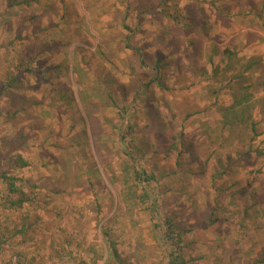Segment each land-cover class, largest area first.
<instances>
[{
  "label": "rangeland",
  "instance_id": "374dc122",
  "mask_svg": "<svg viewBox=\"0 0 264 264\" xmlns=\"http://www.w3.org/2000/svg\"><path fill=\"white\" fill-rule=\"evenodd\" d=\"M253 2L255 7L249 0H0V170L7 171L9 157L20 154L27 165L8 174L28 196L20 208L0 210V264H106L109 240L128 264H168L169 242L155 225L166 214L180 231L190 229L181 243L186 264H264V225L257 229L259 221L252 218L251 231L237 227L238 210L224 200L226 205L211 203L205 195V189L221 188L229 179L184 180L178 152L166 153L184 141L188 146L177 147L180 161L193 160L191 166L205 161L206 171L247 165L250 190L264 193V110H255L259 135L254 140L241 146L234 137L224 144L229 133L220 127L209 92L216 84L210 76L220 59L217 50L230 45L240 55L264 58V5ZM154 55L178 63L184 74L178 77L171 67L167 90L153 84L152 95L144 93L132 103L137 117L130 119L138 135L147 120L167 126L145 129L158 150L142 162L151 174L146 188L157 204L154 212L152 200L138 201L131 221L120 214L118 151L114 145L97 148L84 100L106 109L116 123L121 107H103V75L113 71L128 84V64L141 70V60L148 63ZM17 65L27 71L17 74L18 89L5 95L3 87ZM190 67L206 74L191 73ZM59 85L68 89L66 111L55 108L59 102L47 91ZM31 96L46 97V103L33 109L26 104L25 111L16 112ZM225 98L221 94L219 100ZM239 153L246 155L239 160ZM7 195L0 179V208ZM212 218L217 223L203 231ZM229 229H236L232 239L225 235ZM220 232L225 236L217 240Z\"/></svg>",
  "mask_w": 264,
  "mask_h": 264
},
{
  "label": "trees",
  "instance_id": "16d2710c",
  "mask_svg": "<svg viewBox=\"0 0 264 264\" xmlns=\"http://www.w3.org/2000/svg\"><path fill=\"white\" fill-rule=\"evenodd\" d=\"M132 31L134 32L135 30ZM263 39L264 38H262V40ZM188 44L194 46L195 41L190 40ZM217 53L220 54V59L213 64L212 74L210 76V79L214 81V84L216 82V84L210 86L209 92L211 97L214 98L213 101H215L217 110L220 114V127L229 133V135L224 136V144H228V142H230L228 140L235 137L239 141V144L244 146L259 135L257 131L259 122L255 119L254 114L257 108H259L261 114V110H264V58L260 54H252L250 56L240 55L238 50L230 45L223 47L220 51L217 50ZM195 55L196 53L193 51L192 56L195 57ZM209 60H211V58H209ZM110 64L114 66V62ZM192 64H194L193 61ZM19 65L16 66V74L8 76L7 84H5L6 86L3 85L5 86L3 87V91L6 92L5 95L9 96L14 91V88L18 89L17 74L27 71L26 68H21ZM147 66H151V68ZM139 67L141 70H138L133 63L128 64L129 71L127 73L130 77L128 84L122 83L114 77L113 71L106 72L102 77V89L104 93L102 101L105 104L103 107H121L118 117L116 118V123H114V119L106 113V109L99 110L98 106L90 104L89 102L86 103L87 100H84L86 96H82L84 104L86 105L87 116L90 120L89 128L92 133V138L94 141L96 140L97 143H100L99 146L96 145L97 148L103 150L104 145H107L109 148H111V145H114L118 151V156L120 158L118 162V171L122 187L119 206L121 207L120 214L131 221H133V207L138 201L145 202L148 199L152 200V211L154 212L157 204L155 198H150L151 194L146 188L150 184L151 174L148 173L146 167H142V162L148 161L149 158L146 157V155L149 151L152 154H157L158 150L156 146L150 142L145 129L148 130L150 127H153L155 131H163L167 126V123L163 122V120L160 123L157 120H155V122L147 120L143 126L144 129H142V132L138 135L130 119L132 116H134V118L137 117L135 116V109L131 110L133 107L132 103L138 98L141 99L144 93L152 95V92H149V90L153 84L167 90L166 73L171 67L172 70L179 71L178 77L184 74L182 71L183 69L178 63H173L171 60L167 61L165 56L157 57L154 55L148 63H146L145 60H141ZM189 70L191 73H196L198 71L200 74H206V70L204 69L202 71L200 67H190ZM66 90L68 89L65 85H59L56 88H49L47 90L48 94L51 92L53 95L52 97L59 102L55 108L62 106L64 111L67 110L66 103L69 101H66L64 96ZM258 93H262V95L259 97ZM221 94L225 95L226 98L220 101L219 97ZM107 101L110 102L109 105L105 103ZM123 101L125 102L123 103ZM43 103H46V97L42 100H37L34 96H31L29 99L22 100L21 103L18 104L16 112L25 111L26 104H28L29 108L33 109L36 105H41ZM121 103L122 105H120ZM74 124L75 122L72 124L71 128L74 127ZM219 133V137H222L221 132ZM81 134L83 133L80 132L79 136H81ZM76 135L78 136V134ZM174 139L176 141L177 137ZM179 145L188 146L184 141H176L168 146L166 153L178 152L176 164L178 168L180 167V171H182L181 175L185 177L183 179L204 175L205 170L202 166L203 162L200 163L199 161L198 167L193 168V166H191L193 160L191 163L187 159H185V161H180V152L177 149ZM244 153H239L237 158L239 160L240 158H244L246 155ZM195 158L197 157L195 156ZM230 158V154H227L226 159L230 160ZM8 160L10 165L7 171L5 169L0 170V179L5 183L8 191V195L6 199L3 200L4 202L0 208V210L4 211L17 207L20 208L28 200L27 193L23 190L22 184L18 185L16 183L17 177L8 174L10 169L16 170L17 168H21L27 165V162L20 154L11 155ZM217 167V170H215L212 175V179L217 176H220V178L223 177V175L227 173L229 165L222 169H220L219 166ZM223 185V187L217 189L219 193L227 190V184L223 182ZM243 192H246V197L249 198L250 204L246 198V204L244 203L243 205V217H240L237 221V227H241L243 225V219L246 220L250 211L257 207L258 203L256 200L260 197L257 191H251L249 186L242 188L238 193L243 194ZM261 197H264V193L261 194ZM238 212L240 213V209ZM217 219L218 218H212L208 224L204 226L203 231L208 230L212 225L217 223ZM155 225L164 230L163 233L169 242L170 248L167 249V253L170 259L168 264H186L183 255L184 246L181 245V243L183 241V233L189 232L190 229L186 228V230L180 231L179 226H177L178 224H175L173 218L168 214H166L165 218L161 219V222ZM225 235H229L228 237H231V239L233 237L231 230H228ZM106 236H110L109 231L106 232ZM91 251L95 253L94 248ZM262 254H264V250H262ZM223 257L224 256L221 257V261ZM258 261H263V259ZM106 264H128L118 253L114 242L110 240Z\"/></svg>",
  "mask_w": 264,
  "mask_h": 264
},
{
  "label": "crops",
  "instance_id": "0c3cea01",
  "mask_svg": "<svg viewBox=\"0 0 264 264\" xmlns=\"http://www.w3.org/2000/svg\"><path fill=\"white\" fill-rule=\"evenodd\" d=\"M261 2H262V5H264V0H261ZM249 6H254L255 7V4H254V2H253V0H249ZM256 10H258V8H256ZM263 10V8L262 7H260L259 8V11H262ZM248 12H251V8L248 10ZM260 13V12H259ZM262 15H264V10H263V14ZM249 31H251V30H247V33L248 34H250L249 33ZM251 35V34H250ZM260 36H261V34H260ZM259 36V37H260ZM258 42H260V41H258ZM263 42V41H262ZM262 42H260V47H262ZM207 164L203 161V168H204V170H205V166H206ZM198 167V165L197 164H195L194 166H193V168H197ZM213 167L214 166H212L211 168H210V170H207L206 169V171H204L205 173H204V175L203 176H205V178L207 179V181H208V184L209 183H213L212 181H214L215 179H212L213 178V173H214V171L218 168V167H216V169H214L213 170ZM226 167V166H225ZM231 167V168H230ZM242 167V168H241ZM229 168L231 169V172L230 173H228V171H227V173L226 174H224L223 175V177L224 178H227V179H229V181L227 182V185L226 186H228V188H227V190L225 191V192H227V195L225 196V197H221V196H219L221 193H219V191L217 190L218 188L217 187H214V189L213 190H211V189H209L208 188V190H206L205 188V191H207L206 193H205V195H207L208 196V200L211 202V203H217V202H220V204H223L224 202L227 204V206L228 205H233L234 206V208L236 209V210H239L240 209V217H243V213H244V209H243V205H244V203L246 204V192H243V194H240V193H238L242 188H244V187H246V186H250V182L249 181H247L246 179H248L249 177H247V175H246V178H245V174L247 173V171L250 169L249 168V166H247V165H242V166H240V167H238V165H229V167H228V170H229ZM199 169V168H198ZM207 172V173H206ZM249 172V171H248ZM182 173V172H181ZM204 178V179H205ZM185 180V179H184ZM206 180H204V182H205ZM213 187V185H211L210 186V188H212ZM213 191V192H212ZM215 191V192H214ZM237 192V193H236ZM214 193H216L215 195H214ZM258 193V192H257ZM213 195H214V198H213ZM260 195V197L259 198H257V200H256V202L258 203L257 204V207H255V208H253V210L252 211H250V213L248 214V217H247V219L246 220H244L243 219V225L241 226V227H243V228H247L249 231H251L250 230V223H249V221L252 219V218H255L257 221H259V223H258V225L256 226L257 227V229L261 226V225H264V222H262V221H264V197H261V194H259ZM261 199V200H260ZM223 200H224V202H223ZM247 200H248V203H249V198H247ZM224 203V205H226ZM247 203V204H248ZM250 204V203H249ZM236 212V211H235ZM238 214V213H237ZM261 221V222H260ZM234 223H237L236 221L234 222ZM257 229H256V231H257ZM229 230H231V234L233 235V234H235L236 233V230H232V229H229ZM219 231V230H218ZM225 235H223V233H219L218 235H217V240H219V239H221L222 237H224ZM229 236V235H228Z\"/></svg>",
  "mask_w": 264,
  "mask_h": 264
}]
</instances>
